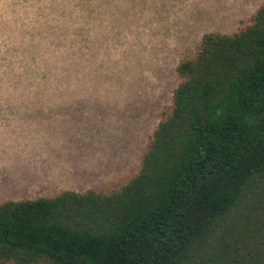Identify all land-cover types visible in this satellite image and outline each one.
Returning <instances> with one entry per match:
<instances>
[{"label": "trees", "instance_id": "obj_1", "mask_svg": "<svg viewBox=\"0 0 264 264\" xmlns=\"http://www.w3.org/2000/svg\"><path fill=\"white\" fill-rule=\"evenodd\" d=\"M176 72L130 177L0 203V264H264V4Z\"/></svg>", "mask_w": 264, "mask_h": 264}, {"label": "rangeland", "instance_id": "obj_2", "mask_svg": "<svg viewBox=\"0 0 264 264\" xmlns=\"http://www.w3.org/2000/svg\"><path fill=\"white\" fill-rule=\"evenodd\" d=\"M264 0H0V203L134 174L210 32Z\"/></svg>", "mask_w": 264, "mask_h": 264}]
</instances>
